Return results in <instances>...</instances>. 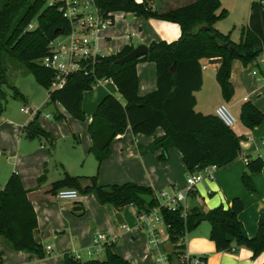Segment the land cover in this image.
<instances>
[{"label": "trees", "instance_id": "16d2710c", "mask_svg": "<svg viewBox=\"0 0 264 264\" xmlns=\"http://www.w3.org/2000/svg\"><path fill=\"white\" fill-rule=\"evenodd\" d=\"M93 1L105 12L118 10L155 17L177 23L180 28V36L176 40L151 42L145 55L122 64L115 63L116 59L134 48L126 45L115 54L98 56L88 64L87 73H70L63 87L47 90V104L58 102L74 118L83 120V92L91 89L100 78L111 79L115 83L121 99L112 94L105 95L94 108L87 127L91 138L88 151L96 158L98 167L109 155L111 141L128 126L133 133L146 135L160 127L163 134L154 138L144 150L160 148L159 158L164 159L168 148L175 147L181 152L188 172L209 164L221 167L241 155L240 142L243 137L225 125L215 113L196 111L195 92L202 85L201 60L204 58H220L215 79L225 101L234 93L229 79L232 60L258 66L259 56L264 53V1L251 3L248 24L241 29L236 42L230 39L228 33H222L214 26L217 20L226 15L225 9H219V0H192L163 10L151 7L148 0ZM31 21L35 22V27L28 29ZM57 28L61 31L55 33ZM69 29L68 20L55 5H47L45 0H0V57L5 53L19 61L25 71L46 89L52 83L54 72L40 65L37 59L48 52V43L52 38ZM140 61L154 62L157 74V88L143 96L137 92L136 64ZM1 78L3 68L0 66ZM11 88L12 95L23 100L17 88L14 85ZM60 117L59 113L54 115L56 119ZM239 120L246 127L253 128L264 120V112L246 100L240 106ZM22 131L27 138L42 136L53 144L52 135L39 125L37 114L22 127ZM248 159L241 180L248 190L254 191L250 174L259 172L264 161L258 157ZM44 178V174H41L37 184ZM83 179L89 180V184L82 186ZM63 187L74 188L83 194L91 192L99 203L111 204L116 208L132 204L137 213L148 211L157 204L149 187L134 182L98 185L96 175L81 176L65 172L51 183L50 191L55 193ZM29 191L23 187L16 172L8 175L0 188V236L14 249H26L43 257V247L33 236L37 218L28 198ZM138 193L150 194L153 199L146 203L138 197ZM242 208L239 197L232 198L228 207L220 204L206 211L193 207L185 217L181 216V207L176 210L162 207L161 214L168 225V238L177 261L185 248L180 237L185 230L189 232L198 225L200 216H206L209 222L208 238L213 241L217 251H235L237 247L244 246L252 251L253 257L264 252V214L259 216L256 234L247 237L237 216ZM63 260L64 264H130L108 247L102 259H81L65 253Z\"/></svg>", "mask_w": 264, "mask_h": 264}, {"label": "crops", "instance_id": "0c3cea01", "mask_svg": "<svg viewBox=\"0 0 264 264\" xmlns=\"http://www.w3.org/2000/svg\"><path fill=\"white\" fill-rule=\"evenodd\" d=\"M151 7L163 10L174 8L192 0H150ZM259 0H219L220 8L226 15L217 20L215 28L228 33L233 41H238L241 29L248 24L250 5ZM264 1V0H262ZM180 36L177 23L161 20L155 17H144L126 13L103 29L99 39V47L104 55L115 54L126 45H149L151 42L165 40L173 41ZM204 58L202 63V85L195 92L194 109L201 113H215L220 103H225L236 114L237 121L231 127L243 137L240 142L242 154L230 163L218 167L212 179H203L186 196L185 206L206 211L222 204L228 207L234 197H239L243 203L238 219L242 231L247 237H253L257 231L258 219L264 214V162L259 172L250 174L254 191L248 190L241 180L246 170L243 157L254 158L263 154L260 142L264 139V120L253 128L246 127L239 120L241 104L250 100L259 110L264 112V59L253 66L244 65L240 60L233 59L230 69V82L233 85L232 97L225 101L215 79L219 62H210ZM256 70V74H253ZM137 92L140 96L157 88L156 65L152 61H140L136 64ZM32 75V74H31ZM25 81L26 90L17 88L23 95V100L30 103L34 113L22 122H13L1 115L0 111V188L8 175L16 172L24 188L29 189L28 198L31 201L37 218V226L33 231L35 240L43 247L44 256L26 250L14 249L12 245L0 236V264H64L63 255L71 253L82 259H91L98 255L104 258L106 247L120 255L130 264H161L157 257L165 255L166 264H178L173 255V245L169 241L167 229L161 228L157 234V246L150 243L148 232L138 224L137 209L132 204L116 208L111 204H101L93 193H80L75 199L57 198L50 191L54 181L49 175L91 176L96 175L98 185L121 184L134 182L149 187L153 193L160 190L171 192L174 188L185 186L187 167L181 152L175 147L168 148L166 157L159 158L161 149L144 150L154 138L161 136L160 127L150 134L133 133L130 126L124 132L115 136L110 144L109 155L98 167L97 160L88 151L91 138L87 131L91 115L98 102L107 94L118 95L115 83L111 79H103L83 92L81 106L84 119L79 120L68 113L58 102L53 114L41 116L37 103L47 104L48 91L45 95L37 86H41L32 75ZM45 88V87H44ZM28 89V90H27ZM30 92V93H29ZM51 104V103H50ZM21 108V107H20ZM39 112V113H38ZM61 114L54 119L55 114ZM37 114L39 125L53 137V144L45 137L27 138L22 127ZM44 174L45 178L37 184V178ZM60 176V177H61ZM89 184L83 179L81 185ZM200 222V221H199ZM209 227L201 231H193L184 238V252L200 255L206 264H261L264 262V252L253 257L252 251L239 246L235 251H217L213 241L207 235ZM104 233L112 239L109 243L96 247L92 239L96 233ZM47 246L50 248L47 249ZM92 254H89V252ZM232 252V253H231Z\"/></svg>", "mask_w": 264, "mask_h": 264}, {"label": "built area", "instance_id": "2783aa9c", "mask_svg": "<svg viewBox=\"0 0 264 264\" xmlns=\"http://www.w3.org/2000/svg\"><path fill=\"white\" fill-rule=\"evenodd\" d=\"M148 1L150 4L151 1ZM45 3L47 5H55L70 25V29L67 32L59 33L49 41L48 52L37 59L40 65L54 72L52 83L47 89L51 91L63 87L70 73L76 71L87 73L89 71L87 69L88 64L93 63L98 56L104 55L99 47V39L101 38L103 29L111 25L117 17H123L126 13L130 12L118 10L105 12L93 0H45ZM34 27L35 22L33 21L27 25L28 29H33ZM256 73V70H253V74ZM103 79H98L96 83ZM20 110L23 112L32 111L26 106L21 107ZM215 114L229 127H232L237 121V117L225 103H220L215 108ZM260 146L264 152V139L261 140ZM256 157L264 161V153ZM248 160L247 156L243 157L245 164H247ZM217 168L216 164H209L201 169L187 172L183 188L176 187L171 192L163 189L153 193L157 204L148 211L137 213L138 224L148 232L151 245L157 246L159 242L157 234L161 228L167 229L168 227L163 220L161 208L176 210L181 207V216L185 217L189 211L185 206L186 196L193 191V188L201 180L205 178L212 179ZM54 195L61 199H75L78 197V191L74 188L63 187L58 189ZM186 234L187 231L185 230L180 237V241L184 242ZM110 241L112 239L101 232L96 233L92 239L93 245L96 247H101ZM49 248L47 246V249ZM89 254H92V252L90 251ZM75 256L81 258L79 255ZM157 261L161 264H166L167 257L160 255L157 257ZM178 264L206 263L203 256L191 255L184 252L180 256Z\"/></svg>", "mask_w": 264, "mask_h": 264}, {"label": "rangeland", "instance_id": "374dc122", "mask_svg": "<svg viewBox=\"0 0 264 264\" xmlns=\"http://www.w3.org/2000/svg\"><path fill=\"white\" fill-rule=\"evenodd\" d=\"M155 1L157 2V0ZM261 58L264 59V53H262L259 56V60H258V63L262 67L263 64L261 63V60H260ZM0 66L3 68V78L0 79V103L2 106L1 115L7 119L12 120L13 122H22L26 118L32 116L34 113L25 114L20 111V107L31 106V105L30 103L24 102V100H22L19 97H14L12 95L11 86L14 85L19 89L24 88L26 90L27 87L25 86L24 82L27 81V79L28 80L30 79L33 83L35 82L33 80L32 75L25 71L23 65L19 61L11 58L5 53H3L0 57ZM37 87L46 97L47 89L41 86H37ZM116 97L118 98V95ZM37 106H40L41 116L46 113L53 114V112L55 111V106L53 104L37 103ZM229 109L236 116V114L233 112V110L230 107ZM55 119L56 118H54L53 120ZM3 160L4 159L1 157L0 161H3ZM60 176L61 175L52 174V175H49V178H52V180H56ZM207 226H209V222L206 219L201 220L193 230L189 231L186 237H189L190 234L193 233V231H196V232L201 231L203 230V227L205 228ZM97 256L98 255H94L92 258H98ZM172 260L174 261V257ZM173 261H172V264H174Z\"/></svg>", "mask_w": 264, "mask_h": 264}, {"label": "water", "instance_id": "95a60500", "mask_svg": "<svg viewBox=\"0 0 264 264\" xmlns=\"http://www.w3.org/2000/svg\"><path fill=\"white\" fill-rule=\"evenodd\" d=\"M61 29L57 28L54 30L55 33L60 32ZM148 53V46L145 44L136 45L129 53L115 60V63L122 64L124 62L135 59L138 56L145 55ZM210 62H219L220 58H210ZM171 71L173 72V66L171 67ZM139 198H141L146 203H150L153 199V196L147 193H138ZM206 219V216H200L198 221Z\"/></svg>", "mask_w": 264, "mask_h": 264}]
</instances>
